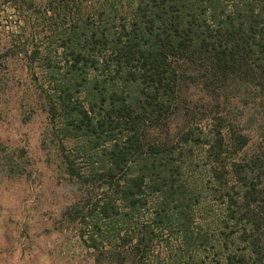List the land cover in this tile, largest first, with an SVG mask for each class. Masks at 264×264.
Segmentation results:
<instances>
[{
    "label": "trees",
    "instance_id": "obj_1",
    "mask_svg": "<svg viewBox=\"0 0 264 264\" xmlns=\"http://www.w3.org/2000/svg\"><path fill=\"white\" fill-rule=\"evenodd\" d=\"M0 4L94 264H264V0Z\"/></svg>",
    "mask_w": 264,
    "mask_h": 264
},
{
    "label": "rangeland",
    "instance_id": "obj_2",
    "mask_svg": "<svg viewBox=\"0 0 264 264\" xmlns=\"http://www.w3.org/2000/svg\"><path fill=\"white\" fill-rule=\"evenodd\" d=\"M0 8L2 41L17 27L13 12ZM31 84L22 57L0 61V264H94L74 225L61 219L71 193L43 144L47 119ZM240 110L243 123L264 116L252 105ZM253 132L245 151L256 147Z\"/></svg>",
    "mask_w": 264,
    "mask_h": 264
}]
</instances>
